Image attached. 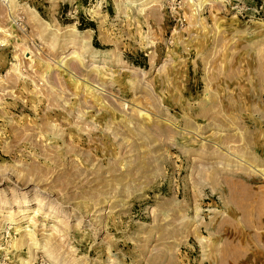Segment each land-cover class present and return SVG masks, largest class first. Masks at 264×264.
I'll use <instances>...</instances> for the list:
<instances>
[{
	"label": "rangeland",
	"instance_id": "rangeland-1",
	"mask_svg": "<svg viewBox=\"0 0 264 264\" xmlns=\"http://www.w3.org/2000/svg\"><path fill=\"white\" fill-rule=\"evenodd\" d=\"M28 262L264 264V0H0V264Z\"/></svg>",
	"mask_w": 264,
	"mask_h": 264
},
{
	"label": "bare ground",
	"instance_id": "bare-ground-1",
	"mask_svg": "<svg viewBox=\"0 0 264 264\" xmlns=\"http://www.w3.org/2000/svg\"><path fill=\"white\" fill-rule=\"evenodd\" d=\"M28 204H29V202L25 201L23 207L26 208L28 206ZM41 206H42V204L39 205V207H41ZM25 210L23 209L20 212H25ZM51 210L53 211V208ZM38 211H39V209H38ZM20 212H19V214L23 215V213H20ZM10 217H12V216H10ZM34 221H35L34 219L31 220L32 223ZM77 222H78V224L76 226L79 227L82 224V218L79 219ZM21 229L22 228H20L19 230H21ZM55 232L57 234H62L63 231L57 228V230ZM51 237L52 236L46 237L45 239L42 238L43 239L42 240L38 237L37 232H35L33 230L23 231L20 233V238L14 241L13 247L20 249V248H23L24 246H27L30 249L32 255L35 253L34 250L42 249L50 259H52L54 261H59L58 260V258H59L58 251L60 249L55 244V242H53V239ZM28 264H29V262H28Z\"/></svg>",
	"mask_w": 264,
	"mask_h": 264
}]
</instances>
